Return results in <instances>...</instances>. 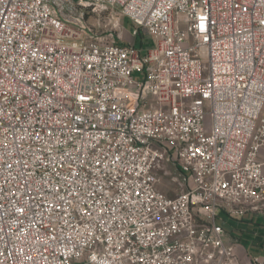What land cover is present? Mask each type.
<instances>
[{
	"label": "built area",
	"instance_id": "2783aa9c",
	"mask_svg": "<svg viewBox=\"0 0 264 264\" xmlns=\"http://www.w3.org/2000/svg\"><path fill=\"white\" fill-rule=\"evenodd\" d=\"M113 14L132 41L98 33ZM246 214L264 0H0V264H240Z\"/></svg>",
	"mask_w": 264,
	"mask_h": 264
},
{
	"label": "rangeland",
	"instance_id": "374dc122",
	"mask_svg": "<svg viewBox=\"0 0 264 264\" xmlns=\"http://www.w3.org/2000/svg\"><path fill=\"white\" fill-rule=\"evenodd\" d=\"M95 18L90 16L88 18V22H94ZM101 27L99 28L100 35L104 37L105 40L109 42L114 41L115 43H128L131 40V35L129 31L131 29L130 22L123 18L120 15L113 14L112 16L106 15L101 18ZM113 23V26H112ZM111 25V26H110ZM116 25V26H115ZM142 37V36H141ZM137 48H141L142 50H147L151 47L155 46V40H153L150 36H143L142 43L136 44ZM206 121L209 122V115H206ZM166 185H170L169 178H164V182ZM229 225V224H227ZM240 256V264H253L252 256L244 253L238 252ZM261 259V264H264V258Z\"/></svg>",
	"mask_w": 264,
	"mask_h": 264
},
{
	"label": "crops",
	"instance_id": "0c3cea01",
	"mask_svg": "<svg viewBox=\"0 0 264 264\" xmlns=\"http://www.w3.org/2000/svg\"><path fill=\"white\" fill-rule=\"evenodd\" d=\"M131 38L130 41H132ZM227 228L230 230L231 241L236 252H244L250 256L264 258V226L252 224L248 214L241 221H231ZM258 241L257 246H250L251 241ZM250 250L253 251L250 252Z\"/></svg>",
	"mask_w": 264,
	"mask_h": 264
},
{
	"label": "trees",
	"instance_id": "16d2710c",
	"mask_svg": "<svg viewBox=\"0 0 264 264\" xmlns=\"http://www.w3.org/2000/svg\"><path fill=\"white\" fill-rule=\"evenodd\" d=\"M142 35L141 34H138L136 37H135V44H137V43H139V44H141L142 43V37H141ZM229 229V228H228ZM258 245V241H251L250 242V246L251 247H253V246H257ZM250 252H252L253 253V251L252 250H250Z\"/></svg>",
	"mask_w": 264,
	"mask_h": 264
}]
</instances>
